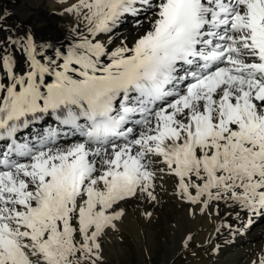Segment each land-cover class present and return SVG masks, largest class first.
Instances as JSON below:
<instances>
[{"label":"snow or ice","instance_id":"6c2138e0","mask_svg":"<svg viewBox=\"0 0 264 264\" xmlns=\"http://www.w3.org/2000/svg\"><path fill=\"white\" fill-rule=\"evenodd\" d=\"M54 3L0 10V264H153L168 204L193 258L264 221V0Z\"/></svg>","mask_w":264,"mask_h":264},{"label":"bare ground","instance_id":"6f19581e","mask_svg":"<svg viewBox=\"0 0 264 264\" xmlns=\"http://www.w3.org/2000/svg\"><path fill=\"white\" fill-rule=\"evenodd\" d=\"M1 10L13 11L14 17L12 18L16 22V18L19 20H31L32 25H35L38 29L49 28H62L70 22V17L61 18L59 15H54L58 11V6L54 3V0H0ZM158 215V214H157ZM171 217L172 222L176 219H182V210H175V213L168 215ZM187 229H191L193 234L197 236L198 240H203L212 232V225L206 220L195 221L183 220ZM251 234L238 237L234 242V252L231 254V263L233 264H247L255 258V254L259 251L260 247L264 245V221H258ZM255 232V233H254ZM176 234V233H175ZM180 236V233H177ZM214 235V234H213ZM251 239H248L249 236ZM180 239V238H179ZM178 240L175 241V249L178 248ZM225 240H231L227 233L219 238H214L213 243H220L221 247L225 245ZM174 244V243H173ZM221 257V255H219ZM219 256H215L214 260L207 263L205 259L193 264H216L215 261L219 259ZM222 261V260H221Z\"/></svg>","mask_w":264,"mask_h":264},{"label":"rangeland","instance_id":"374dc122","mask_svg":"<svg viewBox=\"0 0 264 264\" xmlns=\"http://www.w3.org/2000/svg\"><path fill=\"white\" fill-rule=\"evenodd\" d=\"M0 10H1V2H0ZM9 13L13 14V11L10 10ZM13 23H15V21L12 18L7 20V24L11 25ZM170 213L171 215L175 213L174 206L172 204H168L167 207L161 208L160 212L158 213L159 219L157 220L154 229L157 236L158 246H157L156 254L153 256V264H162V262H164L165 260L168 262V264H193L196 262H200L203 259H205L207 263H210L211 260H214L215 256L210 255L211 248L208 245H205L204 250L199 251L198 258H193L187 252L175 250V241L178 240L180 236L177 233L176 234L173 233L169 228V223L172 222L171 217H168ZM251 238L252 236L250 235L248 239ZM233 246L234 244L231 243L222 246L223 251L220 254L221 257L219 256L218 259L219 264H233L231 263L233 262L231 261V254L234 252ZM138 258H139V249L137 248L135 250V253L132 255L131 259L135 260ZM215 263L217 264V260L215 261Z\"/></svg>","mask_w":264,"mask_h":264}]
</instances>
